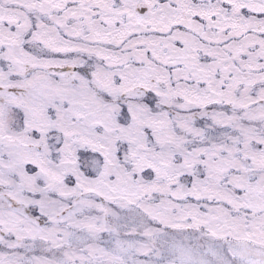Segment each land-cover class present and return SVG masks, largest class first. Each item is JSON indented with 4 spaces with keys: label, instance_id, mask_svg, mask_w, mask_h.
<instances>
[{
    "label": "snow or ice",
    "instance_id": "6c2138e0",
    "mask_svg": "<svg viewBox=\"0 0 264 264\" xmlns=\"http://www.w3.org/2000/svg\"><path fill=\"white\" fill-rule=\"evenodd\" d=\"M0 264H264V0H0Z\"/></svg>",
    "mask_w": 264,
    "mask_h": 264
}]
</instances>
